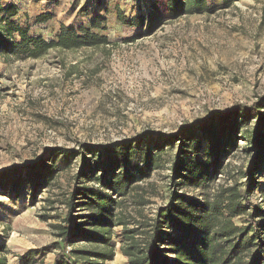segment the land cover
I'll return each mask as SVG.
<instances>
[{
  "label": "rangeland",
  "instance_id": "374dc122",
  "mask_svg": "<svg viewBox=\"0 0 264 264\" xmlns=\"http://www.w3.org/2000/svg\"><path fill=\"white\" fill-rule=\"evenodd\" d=\"M1 1L19 9L20 24H31L40 13L52 14L51 21L31 31L46 40L60 24L78 29L101 17L104 23L97 33L111 43L98 50L51 51L38 60L0 61V173L18 171L15 181L21 185L18 192L12 185L0 189V257L6 264H19L18 257L30 250L38 252L37 264H53L57 250L49 247L55 241L52 225L63 221V201L76 185L81 164L78 143L117 144L144 135L138 148L151 152H157L155 145L161 148L149 176L134 183L147 214L166 203L172 189L203 201L211 200L219 185L244 181L242 173L254 159L244 135L253 134L256 120L245 122L243 113L264 97V0L228 5L207 0L208 11L176 19L167 16L162 0ZM154 1L159 2L162 21L150 32L146 24L124 26L117 18V8L127 18L146 16ZM233 112L240 124L236 144L222 148L225 152L214 165L215 154L205 150L195 121ZM186 124H195L192 137L198 140L192 144L197 143V150L182 154L184 138L173 135ZM57 147L71 151L47 162L52 164V181L35 183L31 176L28 182L26 173L41 167L42 159ZM95 155L102 160V155ZM178 156L208 166L207 178L171 182V166ZM257 181L249 199L263 205L264 165ZM84 185L96 187L93 181ZM132 198V194L125 198L126 207ZM234 221L241 224L242 219ZM120 233L121 228H116L115 256L106 264H127L120 252Z\"/></svg>",
  "mask_w": 264,
  "mask_h": 264
},
{
  "label": "trees",
  "instance_id": "16d2710c",
  "mask_svg": "<svg viewBox=\"0 0 264 264\" xmlns=\"http://www.w3.org/2000/svg\"><path fill=\"white\" fill-rule=\"evenodd\" d=\"M162 1L170 19L209 10L207 0ZM234 1L237 0H223L225 5ZM18 14L19 9L14 4H4L0 0V61L5 64L38 60L51 51L65 54L105 49L111 44L106 36L97 33L104 23L101 17L78 29L60 24L54 36L46 40L31 31L51 21L52 14L40 13L27 25L16 21ZM161 16L158 1L150 4L146 16L135 18L125 17L117 8V18L124 26L146 24V32L161 24ZM59 63L64 65L63 59ZM243 116L245 122L251 118L256 120L253 134L244 135L254 151L250 167L242 173L244 181L219 185L212 199L203 201L191 200L172 189L166 203L149 214L143 210L145 202L138 194L139 186L134 183L136 178L149 176L161 148L155 145L157 152L138 148L144 135L117 144L78 143L81 164L75 175L76 185L63 201V221L52 225L55 241L49 247L57 250L53 264H106L112 261L116 228H121L120 252L127 264H264V186L261 188L263 205H254L249 199L259 183L257 176L264 165V97L247 107ZM195 122L202 134L200 139L205 141V150L215 154L214 165H217L220 153L225 152L222 148L236 144V133L240 128L238 113ZM194 126L186 124L173 135V138L177 135L184 138L179 149L182 154L197 150V143L192 144L198 140L192 137ZM153 133L165 136L161 132H148ZM131 144L137 145L136 149H132ZM68 151L71 150L61 147L50 150L42 159L41 167L37 165L26 173V180L29 182L32 176L35 183L48 185L53 174L52 164L47 162L57 155L65 156ZM96 153L103 156L101 161L94 159L98 156ZM177 158L171 166V182L175 179L199 182L209 175L208 166L184 161L179 159L180 156ZM17 172L0 173V189L12 185L18 192L21 185L15 181ZM90 181L95 182L96 187L84 185ZM129 194L133 195V201L126 207L124 200ZM83 211L87 213L78 214ZM236 217L242 219L241 224L234 221ZM66 247H70L69 251ZM37 256V251H27L18 257L19 264H37ZM0 264H6L4 257H0Z\"/></svg>",
  "mask_w": 264,
  "mask_h": 264
},
{
  "label": "crops",
  "instance_id": "0c3cea01",
  "mask_svg": "<svg viewBox=\"0 0 264 264\" xmlns=\"http://www.w3.org/2000/svg\"><path fill=\"white\" fill-rule=\"evenodd\" d=\"M27 1H29V0H27ZM6 4H12V3H6Z\"/></svg>",
  "mask_w": 264,
  "mask_h": 264
}]
</instances>
